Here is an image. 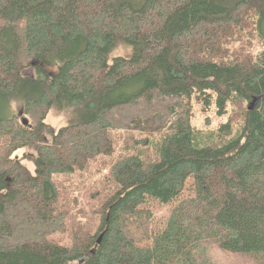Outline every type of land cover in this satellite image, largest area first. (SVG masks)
Segmentation results:
<instances>
[{
    "label": "trees",
    "instance_id": "trees-1",
    "mask_svg": "<svg viewBox=\"0 0 264 264\" xmlns=\"http://www.w3.org/2000/svg\"><path fill=\"white\" fill-rule=\"evenodd\" d=\"M195 106L228 119L195 128ZM51 110L73 117L54 132ZM100 156L114 186L89 226L60 179ZM211 250L264 264V0H0V264H211Z\"/></svg>",
    "mask_w": 264,
    "mask_h": 264
},
{
    "label": "rangeland",
    "instance_id": "rangeland-1",
    "mask_svg": "<svg viewBox=\"0 0 264 264\" xmlns=\"http://www.w3.org/2000/svg\"><path fill=\"white\" fill-rule=\"evenodd\" d=\"M260 49V45H255L252 50L256 52ZM116 54H127V50L124 48L118 47L116 50ZM9 113H13L21 119V121L30 123V118L25 115L22 111V107L18 104L12 105ZM72 114L69 110L65 111H55L51 110L45 116L44 122L45 124L52 130L57 131L62 126L67 125L72 119ZM228 119V114L218 116L213 111L202 112L196 106L194 107L193 116L191 120L192 126L195 128L206 129L218 126L220 123L226 121ZM123 138L119 141L118 147L121 152H133L135 150H131L133 145H138L137 142L132 143L127 138H125L126 133H122ZM15 156L18 158L25 155L26 157L31 156V152L29 149H20L14 152ZM104 160L106 164L101 165L100 163H95L90 169L83 171H76L70 175H64L61 180V186L63 190L60 191V197L62 200L67 199L71 204V208L73 210L82 209L81 213H78L76 219L80 218V216H84L81 218L82 222L89 224L92 226L96 224L97 219L95 215V206L99 203V200L105 198L109 193L113 191V186L109 180H107L106 176V168L109 165V159L106 156H100L98 161ZM23 165L30 171H33V165L26 158H23ZM168 205L156 206L154 208L155 218H159L163 220V218L169 212ZM71 226V220L65 223V227ZM68 232L61 233L57 232L56 237L58 238H67L69 235ZM208 255L211 261V264H240L236 262V257L234 255H228L221 252L216 251H208Z\"/></svg>",
    "mask_w": 264,
    "mask_h": 264
},
{
    "label": "water",
    "instance_id": "water-1",
    "mask_svg": "<svg viewBox=\"0 0 264 264\" xmlns=\"http://www.w3.org/2000/svg\"><path fill=\"white\" fill-rule=\"evenodd\" d=\"M258 100L257 96H253L252 99L249 101L247 109L252 110L254 107V104L256 103V101ZM24 125H27L26 122L22 121ZM100 237V236H99ZM100 238L97 239V243H99Z\"/></svg>",
    "mask_w": 264,
    "mask_h": 264
}]
</instances>
